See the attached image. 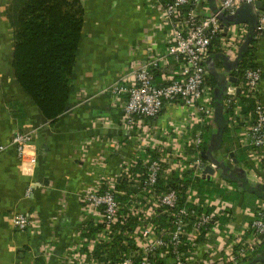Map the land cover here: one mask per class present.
<instances>
[{
    "label": "built area",
    "instance_id": "built-area-1",
    "mask_svg": "<svg viewBox=\"0 0 264 264\" xmlns=\"http://www.w3.org/2000/svg\"><path fill=\"white\" fill-rule=\"evenodd\" d=\"M205 1L146 0L148 6L159 11L156 33H163L167 49L160 53L150 43L145 60L137 59L130 70L104 89L112 109L120 110L121 115L117 125L109 116L94 120L97 126L117 128H112L115 135H103L100 141L105 150L90 163L95 171L94 183L78 193L81 213L78 224L68 232L67 245L60 247L64 237L57 231L63 209L48 218L46 228L38 209L15 212L10 217L16 231L31 229L43 235L38 256L44 262L245 264L264 246V200H257L242 230L232 224V230L223 236L226 226L222 219L235 217L231 204L221 196L202 193L187 181L208 179L205 171L209 165L216 170L211 177L220 176L217 165L202 155L205 128L212 125L216 113L208 61L217 44L221 53L238 58L250 33L249 24H226L220 16L233 15L243 4L255 5L261 0H219L217 11L211 15L199 11ZM263 36L261 10L253 39ZM172 59L176 70L170 75L163 73L165 83H159L156 71L167 68ZM241 65V88L230 83L226 90L224 107L233 111L228 126L239 128L235 138L250 149L251 164L264 174L262 68ZM238 88L255 102L246 114L236 108ZM92 100L88 90L81 89L66 114ZM38 133L39 129L33 128L13 134L10 146L22 164L37 165L31 148ZM91 141L86 139L82 144L81 162L90 156L87 150ZM126 148L130 153L122 155L117 169L111 171L109 158ZM228 160L233 157L229 155ZM26 193L33 195L34 188L29 186ZM61 205L64 208V203ZM201 243L205 245L203 252ZM30 264L37 261L33 259Z\"/></svg>",
    "mask_w": 264,
    "mask_h": 264
},
{
    "label": "crops",
    "instance_id": "crops-1",
    "mask_svg": "<svg viewBox=\"0 0 264 264\" xmlns=\"http://www.w3.org/2000/svg\"><path fill=\"white\" fill-rule=\"evenodd\" d=\"M262 2L264 11V1ZM10 3V0H0V264H30L33 259L37 264H54L44 262L38 256L43 235L31 229L16 231L10 217L15 212L38 209L46 228L48 218L55 215L57 210L63 209L64 214L58 222L57 231L64 237L60 247L67 245L68 232L78 224L77 218L81 213L78 193L94 183L95 177L92 173L95 174V171L89 167L90 163L105 150L100 141L105 137L103 135H115L111 133L112 128H117L108 126L109 130L103 125L97 126L94 120L98 116H109L115 118L117 125L121 114L120 110L112 109L110 96L104 93V89L121 73L130 70L137 59L145 60L150 43L160 53L166 52L167 44L164 42L163 33H156L159 11L148 6L146 0H83L86 22L74 69L73 86L74 94L86 89L93 100L70 114H65L53 124L46 121L37 105L17 82L13 67L15 39L9 17ZM218 4L219 0H206L199 11L204 15H211L217 11ZM217 45L208 62L211 75L216 79L215 90L234 77L236 82L233 84L241 88L242 82L238 75L240 64L234 68L237 58L221 53ZM250 47H253L255 60L262 68L260 96L264 101V36L251 42ZM238 95L240 100L236 108L241 112L248 106V102L240 98L241 92ZM221 100L224 106L225 97ZM227 121L222 109H218L209 127L210 138L204 151L212 147V152L224 158L230 169H233L232 174L236 173L235 176H241L235 171L240 168L241 174H244L241 178L251 187L264 184V174L251 164L248 147H243L248 163L235 156L238 163L234 158L229 161L230 153H222L221 143ZM33 128L39 129L38 136L34 139L35 144L31 148L32 154L38 160L34 167L28 163L22 164L16 150L10 146L15 132ZM86 139L92 140L87 150L90 156L83 158L85 162H81L80 157L84 152L82 144ZM126 153H130L129 148L109 158L111 171L117 169L121 156H126ZM219 175L218 179L214 176L208 180L218 188L236 192L234 184L221 172ZM29 186L34 188L31 196L26 193ZM219 196L221 195H213L216 198ZM257 200L249 191L244 192L240 200L224 199L225 203L231 204L235 217L233 220L226 217L222 219V224L226 226L222 230L223 236H226V231L232 230V224L238 230L243 229V225L251 219L256 209ZM204 246L201 243L202 252ZM257 264H264V261Z\"/></svg>",
    "mask_w": 264,
    "mask_h": 264
},
{
    "label": "trees",
    "instance_id": "trees-1",
    "mask_svg": "<svg viewBox=\"0 0 264 264\" xmlns=\"http://www.w3.org/2000/svg\"><path fill=\"white\" fill-rule=\"evenodd\" d=\"M10 1L9 17L15 39L13 67L17 82L37 105L46 121L54 124L67 113V107L72 104L75 96L73 75L86 22L83 0ZM176 66L175 60L172 59L167 68H159L156 71V80L164 84L162 74H173ZM258 66L253 47H249L241 68ZM238 75L242 78L241 70ZM215 81L212 75L208 79L214 87L217 85ZM240 98L248 102V106L243 111L246 114L253 109L255 102L243 95ZM220 107L218 105L226 120H229L233 111L225 109L224 106V108ZM238 130L239 128H229L227 124L221 150L223 154L234 151L238 160L248 163L246 150L235 138ZM209 133L210 129L206 127L203 150L208 147ZM187 181L198 186L202 193L208 192L212 196L221 195L225 200H233V198L240 200L242 194L248 191L256 199L264 200V184L251 187L243 178L238 181L230 180L236 187V192L218 188L208 179L194 181L188 178ZM263 253L264 246L246 263L257 264L264 261Z\"/></svg>",
    "mask_w": 264,
    "mask_h": 264
},
{
    "label": "water",
    "instance_id": "water-1",
    "mask_svg": "<svg viewBox=\"0 0 264 264\" xmlns=\"http://www.w3.org/2000/svg\"><path fill=\"white\" fill-rule=\"evenodd\" d=\"M263 9V2L259 1L255 5L254 4H243L241 7H239L235 14L233 15H225L222 14L220 16L221 20L224 21L226 24H238V23H247L250 25V33L248 34L244 44L241 47V50L239 52L238 58L234 63V68H236L244 59L245 54L249 50L250 44L253 41L254 34L256 31V27L258 25L259 21V11ZM224 58L226 55H222ZM209 62V61H208ZM236 82V78H230L228 81L224 82L222 86L216 88L215 90V98H216V111H218V105L221 106L220 108H224L222 104V97L226 95L227 87L230 83ZM238 94L241 92V89L238 88L237 90ZM219 98V99H217ZM219 101V103H218ZM70 109V106L67 107V110ZM32 144H35V141L32 142ZM212 148V147H211ZM203 151L202 155L205 159L209 160L210 162H213L217 165L218 171L221 172V174L226 177L229 180L236 181L241 178V170L240 168H236L235 171L240 174L241 176L232 174L233 169H230V167L227 165V162L224 160V158H221L219 156H216L212 151L213 149ZM230 156L234 158V161L238 163V160L234 157V152L230 153ZM215 169H213L210 165L207 166L205 173L209 174L208 178L210 179L212 174L215 173ZM235 176V177H234Z\"/></svg>",
    "mask_w": 264,
    "mask_h": 264
}]
</instances>
